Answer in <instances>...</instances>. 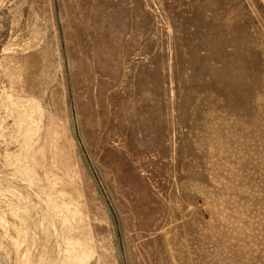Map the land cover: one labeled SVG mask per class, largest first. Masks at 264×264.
Wrapping results in <instances>:
<instances>
[{
  "label": "rangeland",
  "instance_id": "obj_1",
  "mask_svg": "<svg viewBox=\"0 0 264 264\" xmlns=\"http://www.w3.org/2000/svg\"><path fill=\"white\" fill-rule=\"evenodd\" d=\"M0 264H264V0H0Z\"/></svg>",
  "mask_w": 264,
  "mask_h": 264
}]
</instances>
